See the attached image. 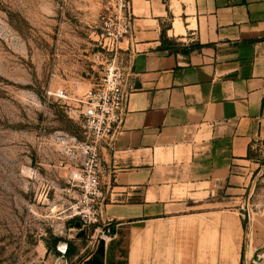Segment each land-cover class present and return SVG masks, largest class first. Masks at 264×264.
Returning a JSON list of instances; mask_svg holds the SVG:
<instances>
[{"label": "crops", "instance_id": "1", "mask_svg": "<svg viewBox=\"0 0 264 264\" xmlns=\"http://www.w3.org/2000/svg\"><path fill=\"white\" fill-rule=\"evenodd\" d=\"M130 5V90L99 152L113 237L81 264H241L242 221L228 204L264 140V0Z\"/></svg>", "mask_w": 264, "mask_h": 264}, {"label": "rangeland", "instance_id": "2", "mask_svg": "<svg viewBox=\"0 0 264 264\" xmlns=\"http://www.w3.org/2000/svg\"><path fill=\"white\" fill-rule=\"evenodd\" d=\"M103 6L0 0V264H81L92 249L93 240L66 219L64 192L63 148L84 140L85 130L67 113L73 103L48 99L46 91L62 89L72 100L96 82L92 45ZM249 159V186L228 208L244 225L241 264H264V140ZM55 239L73 254L58 253Z\"/></svg>", "mask_w": 264, "mask_h": 264}, {"label": "built area", "instance_id": "3", "mask_svg": "<svg viewBox=\"0 0 264 264\" xmlns=\"http://www.w3.org/2000/svg\"><path fill=\"white\" fill-rule=\"evenodd\" d=\"M102 2L104 13L96 25L91 57L96 82L81 97L72 100L62 89L46 91L48 99L73 103H66L67 113L81 118L85 130L84 140L73 139L63 148L64 167L69 172L64 192L69 199L66 219L80 223L78 230L86 239L93 240L92 248L113 237L110 222L102 218L105 194L100 179L99 152L116 136L122 123L130 88L125 87L120 44L129 36L133 21L130 0Z\"/></svg>", "mask_w": 264, "mask_h": 264}, {"label": "water", "instance_id": "4", "mask_svg": "<svg viewBox=\"0 0 264 264\" xmlns=\"http://www.w3.org/2000/svg\"><path fill=\"white\" fill-rule=\"evenodd\" d=\"M74 226L76 229L80 228V223L78 221H74ZM67 249V243L65 242H59L56 245V251L60 253L61 255H64Z\"/></svg>", "mask_w": 264, "mask_h": 264}, {"label": "trees", "instance_id": "5", "mask_svg": "<svg viewBox=\"0 0 264 264\" xmlns=\"http://www.w3.org/2000/svg\"><path fill=\"white\" fill-rule=\"evenodd\" d=\"M161 40H162V44H165L166 40L163 38V36H162ZM248 159H249V154H248ZM243 227H244V225H243V222H242V228ZM59 242H60L59 239H55L54 243H53V247L55 248L56 244L59 243ZM67 246H68V244H67ZM73 252H74V249L70 246V248L68 250L66 249V252H65V254L63 256H70V255L73 254Z\"/></svg>", "mask_w": 264, "mask_h": 264}, {"label": "flooded vegetation", "instance_id": "6", "mask_svg": "<svg viewBox=\"0 0 264 264\" xmlns=\"http://www.w3.org/2000/svg\"><path fill=\"white\" fill-rule=\"evenodd\" d=\"M73 223V225H74V221L72 222ZM70 248V245L68 244V246H67V250Z\"/></svg>", "mask_w": 264, "mask_h": 264}]
</instances>
